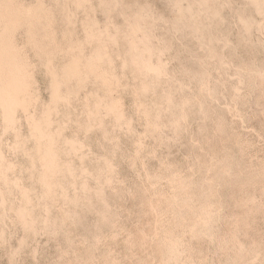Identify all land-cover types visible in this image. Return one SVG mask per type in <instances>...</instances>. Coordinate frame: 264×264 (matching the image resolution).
Wrapping results in <instances>:
<instances>
[{
    "label": "rangeland",
    "instance_id": "obj_1",
    "mask_svg": "<svg viewBox=\"0 0 264 264\" xmlns=\"http://www.w3.org/2000/svg\"><path fill=\"white\" fill-rule=\"evenodd\" d=\"M0 35V264H264V0H0Z\"/></svg>",
    "mask_w": 264,
    "mask_h": 264
},
{
    "label": "bare ground",
    "instance_id": "obj_2",
    "mask_svg": "<svg viewBox=\"0 0 264 264\" xmlns=\"http://www.w3.org/2000/svg\"><path fill=\"white\" fill-rule=\"evenodd\" d=\"M2 15L4 14H8V13H1ZM43 44V43H42ZM43 54V53H42ZM76 62V61H75ZM88 62V61H86ZM92 63V61L90 62ZM89 63V64H90ZM87 64V67L88 65ZM71 65V64H70ZM91 65V64H90ZM89 65V67H90ZM78 66V65H77ZM93 66V65H91ZM73 67V66H72ZM71 67V69H72ZM75 68L76 65L74 66ZM73 67V68H74ZM147 67V65H146ZM93 68V67H91ZM149 68V67H148ZM68 69H66L67 71ZM76 70V69H74ZM73 70V71H74ZM78 71L80 70L77 69ZM87 70V69H86ZM90 70V69H88ZM94 70V69H93ZM71 72V70L69 71ZM86 72V71H85ZM90 73H92V69L91 71H89ZM94 72V71H93ZM75 73V72H74ZM70 74V73H68ZM71 74H73L71 72ZM77 74V73H76ZM85 75V74H84ZM106 81V80H105ZM104 82V81H103ZM104 84V83H103ZM23 90V85H22V79H21V75L19 70L16 68V66L14 65V60L13 57L11 56V53L9 51V49L6 47V45H4V40L0 35V105L3 106L6 110V112L10 113L11 108L13 106L16 105L17 101V97L18 94H20ZM23 107V106H22ZM26 109V108H25ZM29 117V116H28ZM33 123V122H32ZM36 125V124H35ZM32 128V126H31ZM35 128V127H34ZM44 129V128H43ZM50 138V137H49ZM45 139V138H44ZM41 140V139H40ZM48 140V139H47ZM46 141V140H45ZM43 142V141H42ZM45 144V143H44ZM43 144V145H44ZM36 147V146H34ZM37 148V147H36ZM36 154V153H35ZM53 158V157H52ZM55 164V163H54ZM54 170V169H53ZM57 172V171H56ZM54 173V172H53ZM52 173V175H53ZM50 181V180H49ZM171 243L168 244V246ZM167 246V245H166ZM171 246H173L171 244ZM173 248V247H170ZM170 250V249H169ZM171 251H174V249H172Z\"/></svg>",
    "mask_w": 264,
    "mask_h": 264
}]
</instances>
